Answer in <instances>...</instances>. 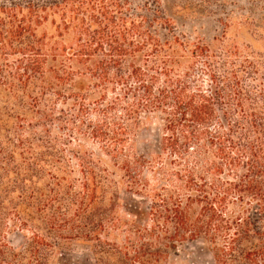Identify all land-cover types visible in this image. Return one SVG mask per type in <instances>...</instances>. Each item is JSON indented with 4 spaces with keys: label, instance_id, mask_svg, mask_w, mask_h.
Masks as SVG:
<instances>
[{
    "label": "trees",
    "instance_id": "obj_1",
    "mask_svg": "<svg viewBox=\"0 0 264 264\" xmlns=\"http://www.w3.org/2000/svg\"><path fill=\"white\" fill-rule=\"evenodd\" d=\"M219 61L176 36L161 0H0V264H53L71 242L96 264H164L197 241L215 264H264V90ZM150 118L153 160L132 145ZM122 190L148 201L146 224L119 217Z\"/></svg>",
    "mask_w": 264,
    "mask_h": 264
},
{
    "label": "rangeland",
    "instance_id": "obj_2",
    "mask_svg": "<svg viewBox=\"0 0 264 264\" xmlns=\"http://www.w3.org/2000/svg\"><path fill=\"white\" fill-rule=\"evenodd\" d=\"M161 10L175 29L176 36L190 48L197 45L208 46L216 53L219 62L225 63L230 71H237L246 85L254 92L264 90V0H161ZM52 42L70 43V39L60 40L54 27L47 24L42 30ZM42 32V33H43ZM186 61L190 55L183 54ZM205 59L194 60V74L199 78L203 90H208L210 81L203 75ZM49 84L52 83L48 76ZM89 84L88 80H77L78 87ZM97 96H92L95 99ZM55 116L63 111L74 114L72 103L63 105L55 100ZM29 119V116H24ZM161 122L157 118L143 120L135 130L132 145L139 155L153 160L160 153L162 138ZM62 129V130H59ZM62 125H55L52 130L64 140L71 139ZM79 143L82 147L79 148ZM73 148L98 154L109 163L101 148L89 141L75 142ZM70 158V155L68 154ZM148 201L122 190L118 215L122 220H136L141 224L148 222ZM15 247L22 243L21 234L10 236ZM53 264H96L88 244L71 242L59 250ZM164 264H215L209 248L201 241L178 245L170 252Z\"/></svg>",
    "mask_w": 264,
    "mask_h": 264
}]
</instances>
